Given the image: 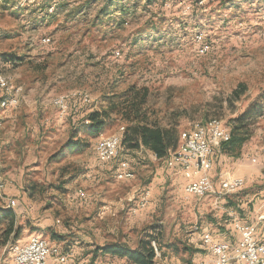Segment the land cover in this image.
Returning <instances> with one entry per match:
<instances>
[{
    "label": "rangeland",
    "instance_id": "374dc122",
    "mask_svg": "<svg viewBox=\"0 0 264 264\" xmlns=\"http://www.w3.org/2000/svg\"><path fill=\"white\" fill-rule=\"evenodd\" d=\"M0 75L21 87L15 109L1 106L7 90L0 87V262L36 234L64 253L74 247L77 264H129L101 247L135 248L143 232L162 239L164 229L174 236L181 225L264 204V0H0ZM59 95L71 103L62 119ZM134 106L143 118L175 127L178 141L199 121L217 118L231 131L242 125L248 138L239 154L216 152L211 172L216 182L223 172L242 176L246 186L222 197L188 195L185 180L173 181L142 147L122 146L118 159L101 162L99 134L121 137L132 124L122 114ZM94 110L111 113L98 134L85 119ZM123 158L135 177H116ZM147 189V206L135 211ZM8 207L23 209L16 241L6 236ZM184 241L176 239L182 248Z\"/></svg>",
    "mask_w": 264,
    "mask_h": 264
},
{
    "label": "built area",
    "instance_id": "2783aa9c",
    "mask_svg": "<svg viewBox=\"0 0 264 264\" xmlns=\"http://www.w3.org/2000/svg\"><path fill=\"white\" fill-rule=\"evenodd\" d=\"M43 40L44 42L51 41L50 37ZM20 95L21 87L18 86L14 103L9 109H15L18 106ZM63 106H70L71 109L70 101L61 102V109H57L60 119L69 114L63 113ZM230 138L231 130L227 125L213 127L206 121L199 128L184 130L180 133L178 146L166 157V161L169 167H177L187 180L185 191L188 195L204 197L208 194H216L222 197L236 193L246 186L244 177L223 172L220 176V185L217 187L211 175L215 166V153ZM98 140H103V148H96L98 159L101 162L108 163L118 159L123 150L122 136L116 141H107V133H102L99 134ZM127 176H135V172L130 159L123 158L117 163L116 177L125 180ZM5 186L6 181L0 179V194ZM79 193L85 197L84 191ZM149 196L150 191L147 189L140 198L135 211L147 206ZM16 204V199L9 198V205L14 207ZM228 212L234 229L240 235L238 242L221 241L215 239L212 233L206 232L203 242L214 258L203 261L201 264H264V213L260 214L255 221H244L234 209H228ZM152 246L155 250V257H160L161 252L156 240L152 241ZM12 248V259L0 262V264H50L52 257L60 262H67L70 258V254L63 253L59 246L50 244L45 238H35L32 235L25 244Z\"/></svg>",
    "mask_w": 264,
    "mask_h": 264
},
{
    "label": "trees",
    "instance_id": "16d2710c",
    "mask_svg": "<svg viewBox=\"0 0 264 264\" xmlns=\"http://www.w3.org/2000/svg\"><path fill=\"white\" fill-rule=\"evenodd\" d=\"M147 1L151 2L152 0ZM129 91H131V89ZM145 98L146 96L144 95L142 104L146 101ZM134 107L133 111H131L132 113L122 114L124 119L132 121V124H130L126 131L122 133V146H126L129 149L142 147L152 152L158 158L167 157L178 146V130L175 127H163L157 122L143 118L139 112V107ZM110 116L111 113L109 111L94 110L89 112L85 118L88 121L87 123H89V132L98 134L102 131L108 120L111 118ZM213 119L217 118H212L206 123ZM199 122L203 124L204 121ZM241 126L242 125H234L233 131H231V138L224 142L219 150L221 153H226L232 156L239 154L237 150L242 147L243 143L248 138V133L242 131L243 128ZM66 146L69 145L67 144ZM12 210V207H8L7 211L4 213V217L9 218V223L6 228V236L8 237L9 235L14 234L15 239L11 240L16 241L17 238H19L17 235L18 227L15 228L16 215ZM7 240L9 239L6 238V242ZM153 240H156L158 246L162 248L163 243L160 237L158 238L146 231V233L143 232V236L140 238L139 244L135 248L127 243L118 242L104 245L101 249L108 254L127 257L131 263L156 264L154 260L155 250L152 246Z\"/></svg>",
    "mask_w": 264,
    "mask_h": 264
},
{
    "label": "crops",
    "instance_id": "0c3cea01",
    "mask_svg": "<svg viewBox=\"0 0 264 264\" xmlns=\"http://www.w3.org/2000/svg\"><path fill=\"white\" fill-rule=\"evenodd\" d=\"M144 151L151 158H153V160L158 161V163L161 164L162 166L165 165L171 171L172 173L171 178L173 179V181L177 180V178L180 177L183 179V181L185 180V184H186L187 180L178 171L177 167H169L167 165L166 157L158 158V157H155L154 154L150 152L149 150L144 149ZM216 159L217 157L215 156V165H216ZM211 175H212V172H211ZM213 179H214V176H213ZM126 180H129V179H126ZM156 180H157V183H160L161 177L154 178L153 182H155ZM215 183H216V186L219 187L220 180H218L217 182L215 180ZM184 186L185 185H183V187ZM13 193L14 192H10V194H13ZM246 196H251V194H247ZM246 198L247 197H244L243 199H246ZM263 206L264 204L253 205V207L251 206L244 207L243 205H241L240 206L241 211L239 212L244 221L245 220L255 221L260 214L264 213ZM22 212H23L22 208L21 209L19 208L18 210H16V213H15L16 217H19L18 214H22ZM219 213L220 212H217L218 216H220ZM47 225H48L49 231L55 232L52 222L47 223ZM175 228L177 227L175 226ZM206 232L212 233L215 239H219L221 241H231L233 243H236L238 242L240 238V235L234 229L231 223V220L229 218H224V217H218V218L216 217V220H212L210 223L201 221V223H198V222L194 223L193 226L181 225L180 230L178 229V233L176 231L173 232L174 236L170 233L169 230L167 231L166 229H164L162 231V239H161L162 243L164 244L162 245V248H161L163 253H162L161 258H159V261L156 264H169L167 262L169 257L171 259H175L179 261L176 264H201L203 261L212 260L214 258V255L203 242V236ZM28 239L29 237L26 239V242L28 241ZM176 239H181V240L185 239L184 241L185 245L183 248L180 247L179 244L176 243ZM7 244L5 245L3 244V246H7ZM168 244H173V245L168 246ZM70 250H71L70 252H67L68 254H70V258L67 262H60V261L55 260L52 257L50 259V264H77L76 262L73 261L75 259H78V255L77 256L75 255L76 250L74 247L71 248ZM181 260H183V262Z\"/></svg>",
    "mask_w": 264,
    "mask_h": 264
},
{
    "label": "bare ground",
    "instance_id": "6f19581e",
    "mask_svg": "<svg viewBox=\"0 0 264 264\" xmlns=\"http://www.w3.org/2000/svg\"><path fill=\"white\" fill-rule=\"evenodd\" d=\"M0 87L4 88L2 90H7L6 95L1 100V106L2 107L11 106L14 103V98H15V95L17 94V89H14V87L11 84L7 83L5 78L2 77L1 75H0ZM72 96L74 98H78V99H80L82 101H85L86 103H90L91 102V97L88 94L73 93ZM61 102H69L68 96L59 95V96H57L54 99V103H55V105L57 106L58 109H61ZM69 111H70V106H63V113H69ZM207 124H209V125H211L213 127H224V125L222 123V120H220V119H213L212 121L208 122ZM200 125H203V124H199L194 129L199 128ZM119 138H120V136L115 135V134L107 135V141H116ZM96 148H103V140H99L97 142ZM127 177L131 178L133 176H127ZM79 192H83V190L79 189ZM32 237L43 238L40 235H36V234H33ZM134 264H138V263L135 262Z\"/></svg>",
    "mask_w": 264,
    "mask_h": 264
}]
</instances>
